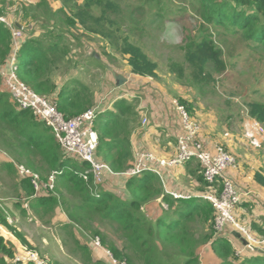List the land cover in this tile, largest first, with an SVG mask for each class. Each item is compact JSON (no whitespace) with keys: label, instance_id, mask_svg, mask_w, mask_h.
Instances as JSON below:
<instances>
[{"label":"trees","instance_id":"obj_1","mask_svg":"<svg viewBox=\"0 0 264 264\" xmlns=\"http://www.w3.org/2000/svg\"><path fill=\"white\" fill-rule=\"evenodd\" d=\"M56 1L61 2L63 8L49 14H37L41 5L32 7V19L39 21L47 14L43 19L48 20L51 28L43 30L49 32H44L41 39L32 38L30 31L33 29L23 30L24 40L16 54L17 75L33 92L52 101L65 119H75L95 107V93L90 86L77 80H69L61 87L57 84L59 70L64 69L68 74L72 69L69 48L62 45L65 35H71L74 40L100 38L126 58L134 76L158 79V65L134 42L131 33L126 32L122 23L124 7L120 1ZM191 4L198 5V17L221 35L214 37L211 30L200 28L196 37L186 39L183 63L171 62L168 70L181 86L203 96L228 69L225 42L222 44L217 38L242 35L249 46L253 44L255 50H264V0H191ZM5 14L0 11V15ZM18 14L21 21L29 15L26 7ZM78 29L83 32L82 36ZM52 35H55L54 42H47ZM13 52L12 32L0 23V151L14 162L5 163L4 170L13 173L15 166L23 165L44 183L54 176V190L36 196L32 178L19 175V191L29 209L37 214L54 216L60 210L65 215L68 220L65 229H76L86 241L76 243L75 250L84 264H112L106 254L108 260L93 257L92 243L88 240L96 237L101 239L99 249L109 253L115 261L126 264H202L200 249L207 246L218 264H264L263 253L257 251L255 253L260 255L255 257H239L231 241L217 235L216 214L211 203L202 198L177 200L165 195L156 174L129 177L126 185L129 201L106 191L101 185L95 187L89 165L66 154L51 130L31 112H19L6 92L2 72ZM178 104L193 118V104L184 100H179ZM245 108L249 118L264 125L263 103L247 102ZM137 116L134 103L119 100L114 111L99 112L94 121L98 135L96 157L115 174H124L130 168L133 154L127 125ZM253 179L264 188L262 172H256ZM216 187L221 190V181ZM209 188L204 179V193ZM159 198L167 206L162 215L152 217L143 211L142 208ZM19 207L20 203L14 204L15 209ZM6 215L8 213L0 208V264H22L16 262L14 245L4 235V232L15 233ZM100 225L114 229L121 238V247L107 240ZM21 240L27 245L23 238Z\"/></svg>","mask_w":264,"mask_h":264},{"label":"rangeland","instance_id":"obj_2","mask_svg":"<svg viewBox=\"0 0 264 264\" xmlns=\"http://www.w3.org/2000/svg\"><path fill=\"white\" fill-rule=\"evenodd\" d=\"M2 1L7 3L10 9H16L17 14L20 9L26 7L29 15L24 18V23L27 24L26 28L33 29L32 38L36 39H41L46 32H49V30L43 31L44 29L51 28L48 20H44L45 16L63 8L62 3L56 0ZM118 1L124 7L122 23L126 32L131 33L134 42L139 44L149 58L158 65L159 79L170 87L178 82L169 72L168 66L171 62L183 63L182 50L186 39L189 36L196 37L200 28L211 30L214 37L221 35L219 30H213L198 17L196 13L198 5L191 4V0ZM15 5L19 7L15 8ZM36 5H41L37 14L47 13L44 19H39V21L32 19L34 15L32 7ZM24 23L19 21L18 24L23 27ZM78 31L82 36L83 32L80 29ZM220 37L222 39L217 38L216 40L222 44L225 42L223 48L228 69L217 79L215 85L206 89L201 101L205 104L210 103L221 116L235 120L237 127L234 128L232 124L228 126L232 128L234 135L240 138L245 149L250 150L253 155L256 151L264 155V125L249 118L245 108L247 102L264 104V50L261 48L255 50L253 44L249 46L242 35ZM64 38L62 45L69 48L68 57L72 62L70 72L79 70V66L83 67L80 80H83L84 84L90 86L93 91L102 88L103 77L107 75V69L111 67V64L118 66L121 70L127 66L126 58L117 54L100 38L81 37L80 40H74L71 35H65ZM54 39L55 35H52L47 42H54ZM94 48L101 53V57L105 58L107 64L95 62L97 52L95 56H92ZM102 54H108L111 58L106 56L108 58L106 59ZM68 74L64 72V69H60L57 78H64ZM69 75L67 77H74ZM226 123L230 122L226 121ZM5 159L0 154V208L8 213L6 216L15 231L14 234L4 232V235L14 245L16 256L20 258L24 249H28L37 251L42 258L51 263L84 264L79 253H75L76 243H86L83 237L76 229H65L64 226L68 225V220H65L60 210L54 216H46L42 212L37 214L29 209L28 202L18 188L20 181L18 167L15 166L13 173L2 169ZM15 203H20L21 207L15 209ZM48 221L51 222L48 223ZM101 230L107 240L121 247V238L112 227L104 225ZM21 238L27 245L23 244ZM88 241L92 243L95 259H107L105 251L99 249L101 239L96 237ZM239 248L244 250L243 246Z\"/></svg>","mask_w":264,"mask_h":264},{"label":"crops","instance_id":"obj_3","mask_svg":"<svg viewBox=\"0 0 264 264\" xmlns=\"http://www.w3.org/2000/svg\"><path fill=\"white\" fill-rule=\"evenodd\" d=\"M14 7H19V5ZM0 11L6 12L0 17L5 18L10 23L16 24L21 21L16 9H10L7 3L2 0H0ZM21 22L24 23V21ZM26 25L24 23V29H26ZM23 27L21 26V28ZM32 32L33 30L30 31V34ZM92 50H94L92 56H95L97 52L94 58L95 62L107 64L97 49ZM102 56L104 57L103 54ZM110 66L107 69V75L103 77L102 88L94 91V108L99 112L114 111V105L119 100L134 103L138 116L127 125L130 148L133 154V158L129 162L130 168L141 160L147 167L159 172L158 176L163 184L165 195L170 196L171 193H176L190 197L189 199L201 198L204 193V174L198 160L194 159L175 168L162 166L158 161L170 160L175 157L179 137L187 134L183 127L181 114L177 109V103L179 100H184L193 104L195 111H193L192 116L201 127L198 139L203 144V149L212 153L218 145H223L238 161V168L225 174V177L233 181L238 192L242 195V202L236 211L238 219L251 233L264 238V188L256 184L253 179L256 172L264 174V155L260 151L254 152L255 155H253L250 150L244 148L240 138L236 137L232 128L228 126L232 124L234 128L237 127L235 120L224 115L221 116L210 103L205 104L204 101H201L203 100L202 96H197L191 89L181 87L178 83L173 87L167 86L165 82L159 79V74L158 79L142 78L134 76L128 64L123 70L113 64ZM79 67V70H73L70 75L68 74L74 77L69 78L66 75L64 78L57 79L59 87L69 80H77L84 84L83 80H80L83 67ZM118 77L123 79L122 83H118ZM18 111L20 112V110ZM145 120L147 121L146 124L144 123ZM226 121L230 123L227 124ZM0 154L6 158L5 162L2 163V169H4V164L12 163L13 160L2 151ZM148 154L153 155L156 160L146 159L144 156ZM128 181L129 177L125 174H115L109 169L103 172L101 186L124 201H129L130 196L126 190ZM142 209L150 216L156 217L162 215L167 210V206L162 198H159ZM218 236L227 238L237 250L240 249L239 246H243L242 239L230 227ZM260 254L248 253L246 257H255ZM200 256L202 264H218L209 246L200 249ZM261 256H264V253Z\"/></svg>","mask_w":264,"mask_h":264},{"label":"built area","instance_id":"obj_4","mask_svg":"<svg viewBox=\"0 0 264 264\" xmlns=\"http://www.w3.org/2000/svg\"><path fill=\"white\" fill-rule=\"evenodd\" d=\"M0 23L5 24L12 32L14 41V52L7 68L2 72V78L6 92L20 111L31 112L38 120L44 123L58 140L62 150L79 163L89 165V172L92 175L93 184L98 187L102 183V175L108 166L96 157L98 148V135L94 130V121L99 113L97 109H90L86 113L71 120H67L57 110L56 105L33 92L25 83L20 81L17 75L18 63L16 54L24 40L23 29H19L15 24L8 22L5 18H0ZM177 109L182 117L183 127L186 130L185 136H180L177 141V154L170 160H158L162 166L180 167L196 159L201 163L204 179L209 185L207 193H203L201 198L211 203L215 209V231L217 235H222L227 228H231L243 241V249H236L239 257L248 253L254 254L259 251L264 253V238L257 237L238 219L236 211L242 202V195L238 192L237 186L225 174L230 170L238 168L237 159L229 153L223 145H218L212 153L203 149V144L198 139L201 133L199 123L194 120L189 113L177 103ZM146 124L147 121L145 120ZM148 160H156L151 155L144 156ZM21 177H31L35 188L36 196L54 190L55 179L51 176L47 183L33 174L23 166L18 167ZM143 173H153L159 175L156 169L147 167L141 160L124 173L128 177H140ZM87 181V175L83 176ZM221 181V190L216 186ZM172 198L177 200H188L190 197L171 193ZM247 254H244V253ZM111 259L112 264H126L115 261L111 255L105 252ZM16 262L22 264H50V262L40 256L37 251L24 249L22 256L16 257Z\"/></svg>","mask_w":264,"mask_h":264},{"label":"water","instance_id":"obj_5","mask_svg":"<svg viewBox=\"0 0 264 264\" xmlns=\"http://www.w3.org/2000/svg\"><path fill=\"white\" fill-rule=\"evenodd\" d=\"M15 25H16V27H18L19 29H22L21 26H19L18 22H17ZM122 80H123V79H122L121 77H118V78H117L118 83H122V82H121ZM239 237H240V236H239Z\"/></svg>","mask_w":264,"mask_h":264},{"label":"clouds","instance_id":"obj_6","mask_svg":"<svg viewBox=\"0 0 264 264\" xmlns=\"http://www.w3.org/2000/svg\"><path fill=\"white\" fill-rule=\"evenodd\" d=\"M5 25V24H4ZM239 236V235H238Z\"/></svg>","mask_w":264,"mask_h":264}]
</instances>
